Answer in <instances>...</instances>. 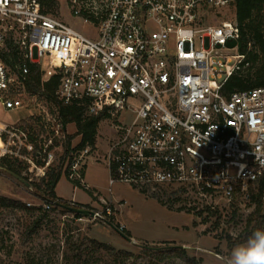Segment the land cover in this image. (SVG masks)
Listing matches in <instances>:
<instances>
[{
	"label": "built area",
	"instance_id": "obj_1",
	"mask_svg": "<svg viewBox=\"0 0 264 264\" xmlns=\"http://www.w3.org/2000/svg\"><path fill=\"white\" fill-rule=\"evenodd\" d=\"M234 1L69 0L72 16L93 30L83 36L45 13L43 0H0V49L10 37L24 58L17 75L0 60V108L24 109L28 64H36L59 76L54 97L62 105L132 115L114 127L105 156L109 194L122 183L247 200L264 176V87L222 94L244 61L235 14L217 20ZM46 57L51 72L42 70ZM89 151L72 155L70 181L83 184ZM101 202L89 219L109 224L115 207Z\"/></svg>",
	"mask_w": 264,
	"mask_h": 264
},
{
	"label": "rangeland",
	"instance_id": "obj_2",
	"mask_svg": "<svg viewBox=\"0 0 264 264\" xmlns=\"http://www.w3.org/2000/svg\"><path fill=\"white\" fill-rule=\"evenodd\" d=\"M56 3L54 17L83 36H93L92 28L82 26L72 16L69 0ZM231 14H235L232 9L223 11L217 20L227 21ZM225 54L231 56L235 51ZM52 61L51 57L44 58L42 70L51 72ZM249 67V71L243 67L240 72L250 73L254 83L260 66L257 63ZM22 99V110L6 112L0 108V158L18 159L15 165L19 177L29 188L0 168V198L30 205L35 210L0 205V264H187L170 251L173 247H185L186 257L200 260L198 264H228L232 250L229 242L243 238L247 221L255 211V204L240 194L227 203L219 196H203L196 189H140L122 183L114 184L109 194L105 157L101 161L88 158L84 185L74 190L71 181L62 175L55 194L66 206L74 208L80 204L90 207L96 200L93 195L102 201L114 199L115 206H121V224L114 216L106 220L116 229L122 227V232L132 238L131 243L106 222L82 216L77 219L60 209L46 210L44 194L37 187L42 186L48 169L61 164L65 135H74L75 127L68 125L63 135L52 104L38 96L25 95ZM107 115L98 124L95 148L90 151H108L118 136L114 127L128 124L133 118L128 113ZM79 139H72L70 151ZM21 151L26 152L25 156L19 155ZM36 152L39 153L35 157ZM47 154L52 157L48 159ZM67 161H63V169ZM90 208L102 212L104 206L100 201Z\"/></svg>",
	"mask_w": 264,
	"mask_h": 264
},
{
	"label": "trees",
	"instance_id": "obj_3",
	"mask_svg": "<svg viewBox=\"0 0 264 264\" xmlns=\"http://www.w3.org/2000/svg\"><path fill=\"white\" fill-rule=\"evenodd\" d=\"M44 12L47 14L55 13L57 10L56 0H43ZM235 20L240 30V40L238 42V52L244 56L239 71L231 76L222 88V94L225 97H229L233 92L251 90L255 88L264 87V0H235L234 1ZM0 60L5 66L10 69L12 74L17 75L19 73L18 66L24 63L23 53L12 42L10 37H7L3 48L0 49ZM259 64V74L255 75V81L253 83L251 74L246 73L242 75L240 70L245 67L249 71V66ZM29 73L27 75V81L24 85V91L28 96L42 97L46 102L52 104L56 109V114L59 122L62 126V134L65 135V128L68 125L75 127L74 135H65V144L63 147V155L61 164L55 169L50 168L44 174L42 179L43 184L37 189L41 190L44 194V203L49 205L50 208L55 210H61L68 213L61 206H66L60 199L55 196L54 189L62 175L68 179V171L71 165L72 155L74 153L84 150L86 147L93 150L96 144V132L99 122L104 117H108L105 112H100L96 115H89L84 107L77 106H64L55 100L54 94L58 87L59 76L54 74H47L40 70V67L36 64H28ZM79 137V143L76 148L70 151V143L73 138ZM91 151H89L90 153ZM35 153V157L37 156ZM25 151L19 153L20 156H25ZM66 167L63 169L62 163L66 160ZM13 160V162L10 161ZM16 162L18 159H12V157H1L0 168L5 169L17 176H20V172L16 168ZM41 166L40 163H37ZM84 169V167H83ZM63 170V171H62ZM83 177V170L81 173ZM69 180V179H68ZM74 188L82 187L78 182L71 181ZM31 186V185H30ZM255 190V191H254ZM248 201L255 204V211L248 219L246 225L245 235L242 239H238L233 243L228 244V248L231 250L234 246L246 242L248 237L258 228H262L264 223V176L260 178L256 183L249 186L248 189ZM0 205L3 208H12L20 210H35L30 206L18 203L6 198H0ZM78 206V205H76ZM77 208L89 209L87 206H78ZM235 216L236 213L233 212ZM77 219L82 218L80 215H74ZM253 222V223H252ZM109 224L113 225L111 221ZM253 224V225H252ZM252 225V226H251ZM251 226V227H250ZM117 228L116 226H114ZM248 228H250L249 231ZM122 234L129 238V236L122 232ZM171 252L178 254L179 258L185 261L187 264H198L200 260L189 259L186 257V251L180 249V247H173Z\"/></svg>",
	"mask_w": 264,
	"mask_h": 264
},
{
	"label": "clouds",
	"instance_id": "obj_4",
	"mask_svg": "<svg viewBox=\"0 0 264 264\" xmlns=\"http://www.w3.org/2000/svg\"><path fill=\"white\" fill-rule=\"evenodd\" d=\"M228 264H264V228L256 229L246 242L234 246Z\"/></svg>",
	"mask_w": 264,
	"mask_h": 264
},
{
	"label": "water",
	"instance_id": "obj_5",
	"mask_svg": "<svg viewBox=\"0 0 264 264\" xmlns=\"http://www.w3.org/2000/svg\"><path fill=\"white\" fill-rule=\"evenodd\" d=\"M9 175H11L13 178H15L16 180H18L19 182H21L22 184H24L26 187L29 188V185L27 183H25L23 181V179H21L19 176L8 172ZM64 210L68 211V213H71L72 215H80L82 217L85 218H93L94 217V212L87 210V209H83V208H74V207H70V206H61ZM109 227H111L114 231H116L121 237H123L124 239H126L128 242L131 243V239L125 237L122 233H120L113 225L111 224H107ZM180 249L184 250L185 247H180Z\"/></svg>",
	"mask_w": 264,
	"mask_h": 264
},
{
	"label": "crops",
	"instance_id": "obj_6",
	"mask_svg": "<svg viewBox=\"0 0 264 264\" xmlns=\"http://www.w3.org/2000/svg\"><path fill=\"white\" fill-rule=\"evenodd\" d=\"M3 111V110H2ZM107 154V151H91L89 154H88V156H87V158H86V160L88 159V158H90V159H92V158H94L95 159V161H101L104 157H105V155ZM92 155H94V157H91ZM86 162V161H85ZM86 169H87V165L86 166H84V169H83V177H82V179L84 180L85 179V171H86ZM108 171V170H107ZM84 185V181H83V184H82V186ZM74 190H75V188H74ZM55 193V192H54ZM55 196L58 198V196L55 194ZM59 199V198H58ZM93 199H96L94 202H93V204L90 206V207H92L93 208V205H95L96 203H100V201H102V199H100L99 197H96L95 195H93ZM109 202H111L113 205H114V207H115V211H117L119 214H114V219H116L117 220V222H119L120 224H121V221H120V212H119V210H118V208H120L121 206H118L117 204V206H115V202H114V199H112V198H110L109 200H108ZM71 203H73V202H71ZM74 204H77V203H75L74 202ZM78 205V204H77ZM80 206H87V207H89V205H87V204H80ZM126 231H128V230H126ZM129 232V231H128ZM132 239V238H131Z\"/></svg>",
	"mask_w": 264,
	"mask_h": 264
}]
</instances>
